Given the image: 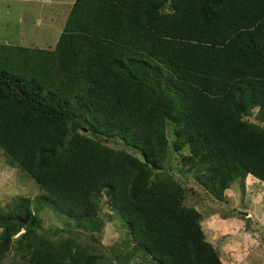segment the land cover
I'll return each mask as SVG.
<instances>
[{
    "label": "trees",
    "instance_id": "obj_1",
    "mask_svg": "<svg viewBox=\"0 0 264 264\" xmlns=\"http://www.w3.org/2000/svg\"><path fill=\"white\" fill-rule=\"evenodd\" d=\"M169 126L218 201L264 184V0H74L53 49L0 43V150L40 190L0 204V264H224Z\"/></svg>",
    "mask_w": 264,
    "mask_h": 264
},
{
    "label": "rangeland",
    "instance_id": "obj_2",
    "mask_svg": "<svg viewBox=\"0 0 264 264\" xmlns=\"http://www.w3.org/2000/svg\"><path fill=\"white\" fill-rule=\"evenodd\" d=\"M73 2L32 0L24 3L22 0H0V43L53 49ZM170 126V146L165 168L189 190L186 204L202 214L206 240L219 251L224 264H264V184L249 176L244 190L235 183L226 193L225 201H218L203 189L193 173L182 166V153L173 150ZM109 144L144 160L140 152L130 150L122 141L112 140ZM183 153L188 154L187 150ZM8 159L0 150L1 206L6 207L19 198L34 200L40 192L37 184ZM121 229L122 223L119 221L116 225L108 223L103 236L97 241L106 249H116L117 253L120 249L118 246L124 240ZM121 253L126 255L124 251ZM136 262L131 261L130 264ZM18 263L13 254L4 261V264Z\"/></svg>",
    "mask_w": 264,
    "mask_h": 264
},
{
    "label": "water",
    "instance_id": "obj_3",
    "mask_svg": "<svg viewBox=\"0 0 264 264\" xmlns=\"http://www.w3.org/2000/svg\"><path fill=\"white\" fill-rule=\"evenodd\" d=\"M19 221H20L21 223L25 224V223H27L28 219H27V218H25V219H23V218H19Z\"/></svg>",
    "mask_w": 264,
    "mask_h": 264
},
{
    "label": "clouds",
    "instance_id": "obj_4",
    "mask_svg": "<svg viewBox=\"0 0 264 264\" xmlns=\"http://www.w3.org/2000/svg\"><path fill=\"white\" fill-rule=\"evenodd\" d=\"M9 1H11V0H9ZM16 1V0H15ZM24 3H30L32 0H30V1H25V0H22ZM74 3V2H73ZM25 23H26V21H24ZM8 45H10V44H8ZM11 46H19V45H11Z\"/></svg>",
    "mask_w": 264,
    "mask_h": 264
},
{
    "label": "crops",
    "instance_id": "obj_5",
    "mask_svg": "<svg viewBox=\"0 0 264 264\" xmlns=\"http://www.w3.org/2000/svg\"><path fill=\"white\" fill-rule=\"evenodd\" d=\"M25 1H30V0H25Z\"/></svg>",
    "mask_w": 264,
    "mask_h": 264
}]
</instances>
